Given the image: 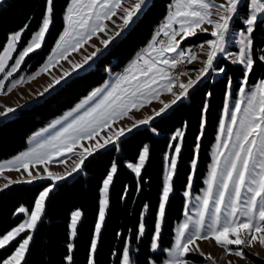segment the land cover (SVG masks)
I'll list each match as a JSON object with an SVG mask.
<instances>
[{
	"label": "snow or ice",
	"instance_id": "6c2138e0",
	"mask_svg": "<svg viewBox=\"0 0 264 264\" xmlns=\"http://www.w3.org/2000/svg\"><path fill=\"white\" fill-rule=\"evenodd\" d=\"M242 3L243 0H224L220 4H216L215 0H176L173 5L174 10L169 12L160 30L165 37H168L167 43L160 42L159 47H157V42L154 39V42L146 49L147 58L145 56L140 57L143 61L142 66L134 63L128 74L119 77L114 84L111 86L106 84L104 88L94 90L82 103L77 105L76 109L67 113L64 120L73 117L70 122L48 139L36 143L27 152L21 153L13 160L0 163V173L5 169L19 171L21 168L28 172L30 163L52 161L56 156L63 157L66 152L73 151L81 139L93 138L98 131L108 127L110 122L115 121L117 118L125 116L130 109L139 110L146 102L150 101V98H158L157 86L160 90L171 92L175 80L169 74L170 70L183 63L185 59L190 62L196 58L189 49L181 47V42L197 35L198 31L207 33L208 28L204 25H210L212 29L210 35L214 39L207 40L200 45L201 50H204L205 44L208 49L204 67L198 70L195 80L189 79L187 83L179 84L181 91L179 94L172 93L175 99L171 103L161 101L163 107L155 112V116H161L172 104L186 97L189 89L210 72L223 73L224 68L214 67L218 54H225V58L230 59L233 64L243 66V76L238 88L239 98L231 109L228 103L225 104L224 113L230 122L225 123L222 120L219 125L217 139L220 142L216 145L213 163L205 181L207 188L204 195L202 198L196 197L199 204L195 218L187 212L185 213L186 219L177 228L173 245L169 249L162 250L166 253V256L159 261V264H194L187 258L188 255L199 250L197 241L210 238L218 246L231 252L232 249L229 246L239 247L245 244L243 236L249 238L248 243L250 244L252 241L257 240L256 234H260L259 242L264 246V78L249 87V76L253 72L255 64L253 59V36L258 19L264 17V0H249L247 7L250 8V11L242 21L243 29L238 33V52L228 53L226 46L233 42L230 25L234 18L240 15L239 8ZM145 4L146 0H137L130 8H124L122 7V0H70L65 16L67 26L63 34L59 36L52 53L47 57V62L35 74L27 78L20 77L13 80L6 88L5 81L18 72L26 57H29L31 53L43 46L45 36L53 20V0H45V12L41 25L31 36L26 46L17 52V45L21 41L27 25L24 29L11 34L6 46L0 51V73H5L4 77L0 79V95L10 93L15 87L23 84L25 79L32 80L36 76L47 72L54 62H58V59L66 58L70 51H77L93 35L105 31L104 21L116 15L117 9L123 11L124 15L121 19L124 26H127L133 16L139 13ZM213 16L216 19H213ZM174 25L179 27H174ZM160 32L157 33V36L160 35ZM101 42L107 47L109 40ZM186 52L189 53L187 57L185 56ZM13 53H17L15 58H13ZM13 59L14 62L9 65L8 62ZM90 59L91 56L85 57L84 63H87ZM259 59L264 62V55H261ZM82 67L83 64L74 65V68ZM64 75H68V73ZM54 83L59 84L60 79H54ZM52 86L49 85L48 88L44 89V92H47ZM231 86L232 81L229 79V90ZM226 96H231V92H226ZM97 97L99 99H96ZM86 105L88 107H85ZM81 109H84V111L74 116V112L79 113ZM14 111V108L5 107V111L0 115L6 116ZM203 111H207L206 104ZM61 123L62 121L57 120L52 127L54 128L56 124ZM147 123H149L148 119H142L137 121L133 127ZM203 126L202 122L201 135L203 134ZM131 130L132 128H120L115 133L116 140L124 136L125 131L130 132ZM182 137L183 133L177 131L171 139L177 141L182 140ZM116 140L112 136H108L103 143H98L96 147L105 148L109 144H115ZM229 144H231V150L227 151V155H225L221 149H228ZM170 147L175 155L168 160L158 204V220L155 224V232L150 245L154 253L160 251L161 224L165 218V209L170 193L173 191L172 181L176 173L177 159L181 153L179 143L172 144ZM198 148L199 144H197V152ZM92 154L91 151H87L88 156ZM148 156L149 148L144 146L138 155V162L128 163L127 168L131 169L136 177H140ZM221 157H223V161H221ZM84 159L86 157H83L75 165L72 169L73 172L83 165ZM191 168L194 173L196 169L195 157L192 160ZM117 171V164L113 162L102 181L98 218L94 225L93 239L90 243L88 264H95L94 255L104 225L106 210L109 206L108 192ZM28 174L32 177L31 172ZM49 178H53L52 173H49ZM55 178L64 179L65 177L57 176ZM32 179H35V177H32ZM28 182L30 183L31 180ZM7 186L4 185V187ZM191 186L190 176L187 188L191 189ZM50 191L51 188L49 187L39 193L30 213L24 207L18 209L19 213L28 214L27 219L0 236V249H4L17 237H20L22 233L28 232L29 234L18 243L10 256L0 261V264H22L28 245L33 239L31 232L37 228L41 220L45 200ZM189 194V191L184 192L186 197ZM145 209H147V205H145ZM81 216L82 213L79 210L71 213L70 238L73 240L77 236L78 222ZM144 233L145 225L142 219L138 226V239ZM67 247L69 253H71L74 244L69 243ZM234 254L241 257L244 255L242 250H236ZM72 260L71 254L66 256L67 264H72ZM121 264H131L127 244L122 251ZM148 264H157V261L150 259Z\"/></svg>",
	"mask_w": 264,
	"mask_h": 264
},
{
	"label": "trees",
	"instance_id": "16d2710c",
	"mask_svg": "<svg viewBox=\"0 0 264 264\" xmlns=\"http://www.w3.org/2000/svg\"><path fill=\"white\" fill-rule=\"evenodd\" d=\"M69 1L53 0V20L43 46L26 58L25 64H32L30 69L34 70L41 65L50 52L63 29V16ZM171 1L150 0L128 31L86 72L70 78L41 102L19 109L12 116L1 119L0 160L23 150L30 133L71 107L99 84L105 78L106 66L113 71L123 68L148 40ZM239 11L245 17L247 5L241 4ZM44 12L45 0H4L0 4V51L11 33L27 25L21 39V46L25 44L41 25ZM232 27L236 30L243 29L244 26L236 19L232 21ZM260 33L264 34V29H260L258 20L253 36L255 64L249 76V84H255L264 78V64L256 53L260 47L264 49V37H257ZM208 38V34L200 33L189 38L188 42H200ZM214 67H222L225 71L218 72L217 77L208 75L186 99L178 101L146 125L134 128L115 144L94 151L84 159L76 173L53 184L22 264H67L66 256L69 254L73 257L72 264H88L90 243L98 218L102 181L113 162L117 164L118 171L108 192L109 206L94 255L95 264H120L122 251L127 243L130 244V255L134 264H148L150 259L159 264L166 256L162 250L171 246L175 225L183 214L184 191L191 174V162L195 157L197 144L199 148L192 183L193 192H198L203 186L211 161L210 148L217 134L228 81H232V95L235 96L243 76L241 65H235L222 57L216 60ZM205 104L206 112L203 111ZM202 122L204 126L201 135ZM177 131L183 133L181 153L172 181L173 191L165 209L159 240L160 251L154 253L150 245L157 222L165 154L171 149L170 145L176 143L171 138ZM144 146H148L149 156L141 170V176L136 177L127 168V164L138 161V155ZM51 183L47 179L30 183L16 182L0 189V236L23 220L24 214L19 213L18 209L24 207L31 212L39 193ZM76 210L82 216L78 222L77 236L73 240L69 235V225L71 213ZM142 219L145 233L138 239V226ZM23 236L21 234L4 249H0V261L12 254ZM69 243L74 244L71 253L67 247Z\"/></svg>",
	"mask_w": 264,
	"mask_h": 264
},
{
	"label": "rangeland",
	"instance_id": "374dc122",
	"mask_svg": "<svg viewBox=\"0 0 264 264\" xmlns=\"http://www.w3.org/2000/svg\"><path fill=\"white\" fill-rule=\"evenodd\" d=\"M3 1L4 0H2V2ZM2 2H0V4ZM136 2H137V0H122V7L130 8L131 5L135 4ZM223 2H224V0H215L216 4H220ZM243 3H245L248 6L249 0H243ZM69 5H70V1L65 8V12H64V16H63L64 26H63V29L60 32L59 36L61 34H63V31H64L65 27L67 26L65 16H66V9ZM142 8H143V6H142ZM142 8L140 11H142ZM213 11H214V9H213ZM249 11H250V8L247 7V13ZM123 15H124L123 11L121 9H117L116 15L112 16L111 19L104 21V24L106 25L105 31L98 32L96 35H93L91 37V39L88 40L86 43H84L81 47H79V49L77 51H70L67 54L66 58L58 59V62H54L53 66L51 68H49V70L47 72L42 73L39 76H36V78L32 79V80L25 79V82L23 84L15 87L10 93H8L6 95H0V113H3L5 111V107H11V108L15 109L14 112L9 113L6 116L0 115V119L8 117L10 115H13L16 111L21 109L22 106H25L27 104L29 105L31 102H34V101L39 100L40 98H43L45 95L52 92L53 90L59 89L61 87L60 86L61 83L64 80L69 78L71 75H72V77H75L77 74H81V72L83 70H85L86 68H89V65L92 64V61L95 60V62H96V61H98V59L100 57L104 56L108 52V50L110 49L111 45L116 40H118L120 37H122L124 35L125 31L129 28V26L132 24L133 20L136 17V15H134L132 20L130 21V23L127 26H124L123 20L121 19V17ZM212 18L216 19V17H212ZM244 18H245L244 16L239 15L238 18L236 17V18H234V20L239 19L242 23ZM258 20L260 22V29L263 30L264 29V17H261ZM204 27L208 28V30L210 29V31L212 30L210 28L211 27L210 25H204ZM241 30L242 29H236V30L233 29L232 22H231L230 32L233 36V42L226 46V51L228 53L238 52V49H239L238 33ZM17 31H19V30H17ZM17 31H15V32H17ZM15 32H13V33H15ZM13 33H11V34H13ZM117 33H119V34L117 35ZM59 36L57 37L54 45L52 46V48H51L50 52L47 54V56L44 58L41 65H39L37 68L32 70V69H30L32 64L31 63L25 64V62H26V59H25V62L21 65L18 72L14 73L13 77H10L7 81H5L6 88L13 80H17L20 77L27 78V77L35 74L38 71V69L44 63L47 62V57L52 53V50L54 49V47L58 41ZM110 37H111V39H109ZM257 37L263 38L264 34L260 33V34H258ZM210 39H214V38H209L207 40H210ZM29 40L25 44H23L22 46H21V41H20L19 44L17 45V52L19 50L23 49L26 46V44L29 42ZM103 40H109L107 47H105L104 44L101 42ZM204 42H206V41H204ZM204 42L200 43V45L204 44ZM5 46H6V44H5ZM185 47H188V45H186ZM97 49H99V51H97ZM207 50L208 49H207L206 44H205L204 50H201V48H200L199 53L195 56L196 58L192 60L189 67L184 71L183 74H181V76L183 78H182L180 83H187V81L189 79H193V80L196 79V76L198 75V70L202 69L204 67V61H206V59H207V55H206ZM93 53H95V55H93ZM256 53L258 55V58H260L261 55H264V49L260 47L259 49H257ZM16 55H17V53H13V58H15ZM89 56H91V59L88 60L87 63H84V58L89 57ZM140 57H141L140 56V50H138V52L133 56V59L134 58L135 59L140 58ZM221 57L225 58V54H218L217 59L221 58ZM225 59H227L228 61L231 62L230 59H228V58H225ZM134 60H132L129 64L128 63L127 64L132 65ZM13 62H14V59L10 60L8 63H9V65H11ZM215 62H214V64H215ZM262 63L264 64V62H262ZM76 64H83V67L82 68H74V65H76ZM242 68H243V66H242ZM104 70H105V74H106L105 78L99 84L94 86L86 95H83L71 107L65 109L60 114L51 118L45 124H43L42 126L38 127L36 130H34L32 133H30V135L27 137V140H26V143H27L26 147L23 150H21L20 152H18L17 154H15L9 158L0 160V163H5L7 161L13 160L15 157H17L21 153L27 152L30 148L34 147L36 143L44 141V140L48 139L51 135H54L65 124H67L68 122H70L72 120L73 117H69L68 120H64V117L67 115V113L72 112L74 109H76L77 105L82 103L94 90H96L97 88H104V86L106 84L109 86L114 84L116 82V80L119 78L117 73L115 71H113L109 66H106ZM6 71H7V69H6ZM65 73H68V75H64ZM169 74L172 76L171 70H170ZM210 74L213 77L219 76L218 72H210L208 75H210ZM4 75H5V73H0V79H2L4 77ZM208 75H206L205 77H207ZM54 79H60V83L55 84ZM49 85H53V86L47 92H44V89L48 88ZM252 85H254V84H249V87H251ZM196 86H198V85L195 84L191 88V90L193 91V89ZM174 87H175V85L173 83L172 88H174ZM157 89L159 92L158 98H150V101L146 102L143 107L139 108V110L130 109L125 116L117 118L115 121L110 122L108 127L98 131V133L93 138L81 139L78 142V144L75 146L73 151L66 152L63 157L56 156L53 158L52 161H44L42 163H30L28 166V172H25L23 168H21L19 171L5 169L2 173H0V189L4 188V185H10L12 183H16L15 181L28 182L29 180L35 181V180H42V179L50 180L52 183L50 186H48L46 188H49V187L52 188V186L55 182L62 180V179H56L55 177L64 176L65 178H67V177L71 176L72 174L76 173L77 171H75V172L72 171L73 166L78 164L83 157H88L87 151H91L93 153L94 151H97L99 149H103V148H97L96 145L98 143H103L104 139L106 137L112 136L113 139L116 140L115 133L118 132V130L120 128H125V129L132 128V130H133L134 128L146 125V124H142V125H137V126L133 127V125L136 124L137 121L142 120V119H148L149 121H151L154 117H156L155 112L158 111L160 109V107L163 105L161 103V101L164 102V99H165V97H167V95H170V93H174L173 91L168 92V91L160 90L158 88V86H157ZM228 91L231 92V96L225 97V104L228 103L229 108L231 109L234 106L237 99L239 98L238 97V90H237L235 96L232 95V87L230 90L228 89L227 92ZM54 92H52L50 94H53ZM41 93H43V95H41ZM96 99H99V97H97ZM173 99H175V96L173 97ZM171 101L169 103H171ZM225 104H224V107H223V110L221 113V118H220V121L218 124L217 134H216L215 140H214V142L210 148L211 161H210L207 173H206L204 181H203V186L201 187V189L198 192H193L192 186H191V189H188L186 187L185 191H189L190 194L187 197L184 195L185 203H184L183 214H182L181 219L175 225L173 240H172L171 246L174 243L177 228L186 219L185 213L187 212L189 215H192L195 218L196 209H197V206L199 204L196 197L202 198L204 195V192L207 188L205 181L208 178L210 167L213 163V156L216 152V145L220 142L217 139V137L219 136V125H220L222 120L225 123L230 122L228 117L225 116V113H224ZM173 105L174 104H172L171 107ZM25 107H29V106H25ZM85 107H88V106L86 105ZM242 107H243V105H242ZM83 111H84V109H81L79 113L74 112V116L79 115ZM57 120L62 121V123L56 124V126L53 128L52 125H54ZM46 129H47V131H45ZM128 132L129 131H125V134H127ZM121 137H119V138H121ZM176 143L180 144L181 140H177ZM109 145H111V144H109ZM109 145H107V146H109ZM221 150L224 151L225 155H227V151L231 150V144H229L228 149H221ZM174 155H175V153L173 152L172 148L169 149L167 154H165L162 184L164 183V179H165V175H166V169L168 166V160ZM195 158H196V163H197V150H196ZM221 161H223V157H221ZM29 172L32 173V177H35V179H32V177L29 176V174H28ZM44 172H45V174H39V173H44ZM49 173L53 174V178H49ZM190 176H191V184H192L193 178H194V173L192 170H191ZM162 187H163V185H162ZM214 192H215V189H214ZM161 193H162V191H161ZM100 199H101V193H100ZM210 209H211V204H210ZM23 214H24L23 220L27 219L28 214L27 213H23ZM157 220H158V213H157ZM18 225H16V226H18ZM162 225H163V223L161 224V229H162ZM32 233L33 232H31V235H32ZM22 234H24V236H23V238H24L29 233L25 232ZM69 235H70V225H69ZM256 235H257V240L252 241L249 244L248 243L249 238L246 236H243V234H242L243 238L245 239V244L241 245L239 247L235 246V245L229 246L232 249L231 252L226 251V249L224 247L218 246L215 243V241L211 238L208 240H199V241H197V244L199 245V250L194 252V253H190L187 258L190 261L194 262V264H264V246H262L259 242L260 234H256ZM22 239H21V241H22ZM127 246L129 247V252H130V249H131L130 244L127 243ZM171 246L166 248V249L171 248ZM159 249H160V247H159ZM236 250H242L244 255L242 257L235 255L234 253ZM201 253H203V255H201ZM130 260H131V264H134L131 255H130ZM120 264H121V261H120Z\"/></svg>",
	"mask_w": 264,
	"mask_h": 264
},
{
	"label": "built area",
	"instance_id": "2783aa9c",
	"mask_svg": "<svg viewBox=\"0 0 264 264\" xmlns=\"http://www.w3.org/2000/svg\"><path fill=\"white\" fill-rule=\"evenodd\" d=\"M174 8L172 7V5L170 4L169 7H168V10H167V13L170 12V11H173ZM141 12V11H140ZM140 12L136 15L135 19L133 20L132 23H134ZM165 17H163L160 22L155 26V28L153 29L152 31V34L150 35V37L148 38V40L145 42V44L143 46H141L140 48V52L141 54H145V49L154 42V39L155 41L157 42V47H159V43L160 42H163V43H167L168 41V37H165L163 35L162 32H160L162 26L164 25L165 23ZM174 27H179L178 25H174ZM160 32V35L157 36V33ZM189 39V38H188ZM187 40L185 41H182L181 42V47L183 49H189L191 51V54L196 56L199 51H200V43L199 42H191V43H186ZM186 45H188V47H185ZM174 55V54H173ZM189 55L188 52L185 53V56L187 57ZM192 60L189 62L187 59H185V61L183 63H180L178 64L174 69H171V72H172V77L174 78L175 82H174V85L175 87L176 86H179V83L181 82L182 80V76L181 74L184 73V71L189 67V65L191 64ZM133 63H136L138 65H143V61L140 59V58H136ZM131 68V65H129L128 67H126L125 69H122L119 73H118V77H121L123 75H126V72ZM203 81V78L196 84V85H199L201 82ZM180 92V91H179ZM179 92H174L176 94H179ZM192 92L191 88L189 89V92H188V95L182 99H185L189 96V94ZM180 99V100H182ZM179 100V101H180Z\"/></svg>",
	"mask_w": 264,
	"mask_h": 264
},
{
	"label": "crops",
	"instance_id": "0c3cea01",
	"mask_svg": "<svg viewBox=\"0 0 264 264\" xmlns=\"http://www.w3.org/2000/svg\"><path fill=\"white\" fill-rule=\"evenodd\" d=\"M170 3H171L172 6H173V5L176 3V0H172ZM170 3L167 5L166 11H165V15H164L165 18H167L168 14H169V12L167 13V9H168ZM213 17H215V16H213ZM210 28H211V27H210ZM210 32H211V31H210V29H209L208 32H207L206 34L209 35V38H213V37L210 35ZM200 33H205V32H199V31L197 32V34H200ZM190 38H191V37H190ZM209 38H208V39H209ZM204 41H207V39L204 40ZM204 41H200V43H203ZM187 43H191V42H188V41H187ZM147 49H148V48H147ZM138 50H139V49H138ZM138 50H137V52H138ZM137 52H136V53H137ZM136 53H135V54H136ZM146 54H147V53H146ZM153 55H154V53H153ZM146 58H147V55H146Z\"/></svg>",
	"mask_w": 264,
	"mask_h": 264
},
{
	"label": "bare ground",
	"instance_id": "6f19581e",
	"mask_svg": "<svg viewBox=\"0 0 264 264\" xmlns=\"http://www.w3.org/2000/svg\"><path fill=\"white\" fill-rule=\"evenodd\" d=\"M73 72V71H72ZM173 90V92H179V91H181V89H180V87L179 86H176V87H174V88H172ZM52 90V89H51ZM174 97V95L172 94V93H170V95H167V97H165V99H164V103H169L172 99H173V97ZM155 106V105H154ZM163 106V105H162ZM161 106V107H162ZM160 107V108H161ZM149 112V111H148ZM146 115V114H145ZM144 115V116H145ZM130 124V123H129ZM125 126V125H124ZM75 166H73V168H74ZM39 174H45V172L44 173H39ZM37 175V174H36Z\"/></svg>",
	"mask_w": 264,
	"mask_h": 264
},
{
	"label": "water",
	"instance_id": "95a60500",
	"mask_svg": "<svg viewBox=\"0 0 264 264\" xmlns=\"http://www.w3.org/2000/svg\"><path fill=\"white\" fill-rule=\"evenodd\" d=\"M69 78H72V75H71ZM69 78H67L66 80H64V81L61 83L60 86L64 85V83H65ZM56 90H57V89L53 90L52 92H54V91H56ZM52 92H50V93H52ZM50 93H48L47 95H45L43 98H40V99L37 100V101L31 102L29 105L27 104V105H25V106H29V107H30V106L34 105L35 103H37V102H41L43 99H45L46 97H48L49 95H51ZM25 106H22L21 109H22V108H25Z\"/></svg>",
	"mask_w": 264,
	"mask_h": 264
}]
</instances>
